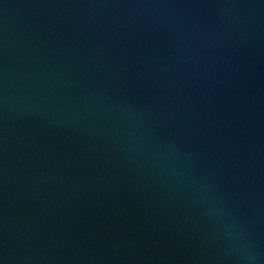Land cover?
Returning a JSON list of instances; mask_svg holds the SVG:
<instances>
[{"label": "water", "instance_id": "water-1", "mask_svg": "<svg viewBox=\"0 0 264 264\" xmlns=\"http://www.w3.org/2000/svg\"><path fill=\"white\" fill-rule=\"evenodd\" d=\"M0 264H264V0H0Z\"/></svg>", "mask_w": 264, "mask_h": 264}]
</instances>
